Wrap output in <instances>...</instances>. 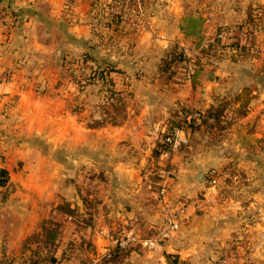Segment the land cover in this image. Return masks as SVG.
<instances>
[{"label":"crops","instance_id":"crops-1","mask_svg":"<svg viewBox=\"0 0 264 264\" xmlns=\"http://www.w3.org/2000/svg\"><path fill=\"white\" fill-rule=\"evenodd\" d=\"M221 1L145 0L144 26L137 27L138 30L127 36L113 37L109 43L96 44L90 13L97 7L92 8L90 0H0L11 11L5 21H0V136L10 132L27 136L39 134L40 138L63 141L73 137V122L67 114V96L71 94L69 89L73 83L70 73V77L67 76L66 67L70 65L68 62L72 56L79 52L77 49H90L98 57L112 61L124 73L112 71L111 75L117 82L115 88L128 94L125 119L120 124L89 126L82 132L85 137L96 135L98 148L108 150L111 141L114 144L112 151H129L121 153V160L112 168L119 177L117 193L113 195L117 197L119 207L112 209L109 215L99 213L94 215V219L91 217L89 233L96 246V255H101L113 243L103 233L115 228L119 222L120 227L127 226L125 222L138 224V220H143L141 212L145 217L150 214L151 220L163 215L162 210L156 211L151 207L150 190H147L150 185L141 174L143 160L138 162V153L151 151L159 133L172 118L184 115V108L205 109L220 96L242 91L252 81H258V70L246 66L264 62V37L257 39L255 54L247 51L237 61L228 56L207 58L191 80L182 77L181 73L171 75L160 68L162 57L172 44L200 48L213 37L218 25L243 19L242 10L230 8ZM120 25L135 28L125 21ZM109 27L114 28L113 25ZM147 29H153L159 37ZM108 39L111 40L109 36ZM81 62L92 67L88 60ZM253 86L252 92L257 95L251 104L258 109L264 106V87L261 88L259 82ZM249 116L240 120V124L247 123ZM217 157L211 154L215 165ZM189 170L195 178V169ZM50 188L43 197L40 191L27 190L25 184L19 182L15 192L0 196V264H24V258L29 257L30 249L24 248V239L41 230L44 218L50 217L51 211L56 212L62 198L60 194H68L66 187L63 190L56 185ZM168 191L169 195V188ZM214 192L215 186L207 187V198L195 205L204 214L214 213L215 218L210 222L214 232L210 227L205 231L207 235L214 239L215 245L220 242V246H224L240 233L243 245L239 246L238 259L244 260V264H264V215H253L248 221L228 219L230 203L219 201L220 198L211 195ZM66 199L70 197L66 196ZM194 202H187L188 220L192 213L198 216ZM124 203L132 206L125 208ZM196 226L198 235H204V224L198 222ZM215 245L212 241L208 246L206 242H199L198 252L205 251L208 258ZM191 248L180 251L171 245L167 253L181 252L183 257V252H186L190 256L189 250L195 252ZM130 249V254L122 260L104 264H169L166 249L162 253L149 251L143 246ZM151 252H155L154 255ZM78 258L72 255L67 261L55 264H79Z\"/></svg>","mask_w":264,"mask_h":264},{"label":"rangeland","instance_id":"rangeland-1","mask_svg":"<svg viewBox=\"0 0 264 264\" xmlns=\"http://www.w3.org/2000/svg\"><path fill=\"white\" fill-rule=\"evenodd\" d=\"M101 1L103 5L100 9L99 6L95 5L96 0H90L92 8L97 7V10H92L93 13H90V17L93 18L92 30L95 32L96 44L98 42L109 43L113 37L127 36L129 33H133V30H138L137 28H126L120 24L116 27L115 19L117 17H112L106 13L107 9L104 4L108 0ZM217 1L220 2V0ZM222 3L228 4L230 8L242 10L244 17L242 16L243 19L239 18L224 25H218L212 36L224 27L250 24V22L246 23V20L253 18L255 20L253 23L260 24L259 30L250 34L247 38L236 36L233 40L240 39L243 43H249L251 48L248 53L255 54L257 39L264 37V0H223ZM140 18L143 20L145 17ZM100 25L104 27H100ZM108 25H113L114 28H107ZM149 30L151 29H147V31ZM151 31L154 32L156 38L159 37L156 31L153 29ZM108 36L111 40L108 39ZM214 39L208 42H214ZM219 41H216V47L207 48L206 51L202 49L207 45H203V48L188 46L192 49V55L190 56L193 63L192 77H194L201 64L208 60L207 58L215 59L228 56L235 58L237 61L246 54V51L233 48L229 44L232 40L227 42L220 39ZM76 51L79 52L72 56L70 63L68 62L70 65L66 67L67 76L70 73L73 83L69 89L71 94L67 96L69 101L67 114L73 122V137L63 141L40 138L39 134L27 136L26 134L9 132L5 136H0V159L2 161L0 166H5L9 171L8 185L1 188L0 196H9L16 191L18 183L23 182L25 189L40 191L39 193L43 194V197L48 194L49 189H52L50 187H53V185H56L57 188L61 187L62 190L66 187L68 193L66 196L70 197L68 201H70L71 207L68 214L56 209V212L51 211L50 217L44 218H51L58 223L57 226L60 225L57 227L55 226L56 223H47L52 227H57V230L60 227L59 235V230L57 231L59 240L47 243V245L45 242L40 245L32 242L33 247H36V249L33 252H28L29 257L24 258V264H55L56 262L67 261L72 255H77L80 258H78L80 260L79 264H104L108 263L109 258L107 257L111 256L105 254V250L101 255H96V246L89 233L91 231L89 224H91V217L94 219L95 214L109 215V213H112V209L119 207L117 197L113 196H116L117 193L119 177L112 168L114 163L121 160V153L129 151H112L114 144L111 141L107 147L111 151L98 148L96 135L85 137L86 134L84 136L82 132L86 131L89 126H100L97 125L100 121H104L103 124L105 125L120 124L128 113L126 107L128 94L127 91L115 88L117 82L113 77L102 79V77L95 75L93 67L83 62L84 66L81 62V60L93 59L98 64L96 60H103V58L98 57L90 49L85 51L77 49ZM106 66L109 70L114 69L110 65ZM173 66L176 68H173ZM248 66L258 70L260 75L257 77L258 81H252L251 85L244 87L242 91L225 94L216 100V105L222 106L221 115L218 118L219 123L216 124L215 119L209 118L208 122L198 126L200 115L196 114L195 111H202V109L186 107L183 110L184 115L172 119L176 121V124L183 125L187 129L186 134L189 138L187 143L171 150L172 152L168 156L157 155L154 151L157 141L163 139L167 130L172 127V120H170L164 131L159 133L151 151H140L138 153L140 155L137 159L138 162H141V159L143 160L141 174L150 185L147 188L148 191L150 190L148 197L151 198L150 203H153L151 207L154 210L161 211L157 193L162 186L167 188V192H169V188L170 196H167L171 199L188 200L187 202L191 204L195 200L194 206L197 205L198 201L207 198V187L215 186L216 192L211 195L220 198L219 201L230 203L228 205L230 209L228 219L240 218L243 221H248L253 215H264V106L256 109L251 104L252 98L257 95V93L252 92L253 85L259 82L260 85L262 84L261 88L264 87V62H257L246 67ZM165 68L171 70V75L178 72L184 77L185 71L177 62L172 65L171 69L168 66H165ZM64 82L68 83V81ZM68 84L70 85V83ZM111 89L116 92L112 93ZM225 98L234 100L233 105L227 103ZM252 110L255 111L252 112ZM190 112L193 113V118L191 116L188 119L186 116ZM247 115L250 120L247 123L241 122L240 124V120ZM191 119H195L193 124L195 128L188 126ZM211 154L218 156L217 165L213 162ZM190 168L195 169V178L192 170H189ZM167 171L169 173L166 175ZM214 178L216 179L215 182L213 181ZM165 179L167 180L165 181ZM60 195L62 198L59 199V203L67 200L65 195ZM55 206L52 210L55 209ZM131 206V204L124 203L125 208ZM195 211L198 216L192 213L190 219L181 226L170 239L169 244L166 245L165 252L169 264H208L209 260L211 264H216L224 254L230 255V264H244V260L240 261L238 259L239 246L243 245L241 242L243 239L239 237L240 233H238L239 235H232L233 237L228 244L220 246L219 242L216 243V246L214 239H211L207 235L208 232H205L210 227L214 232L213 224L210 223L215 218L213 217L214 213L211 215L204 214L203 210L196 206ZM140 215L143 220H138V224L134 223L133 225L125 222L127 226L120 227L121 222H119L112 230L104 233L102 229L100 230L113 241V237L120 236L125 229H133L138 235L145 236L153 234L161 227L163 215L158 216L155 220L150 219V214H146L145 217L144 212H141ZM96 222L99 223L98 220ZM198 222L204 224V235H198L197 233L196 225ZM81 223L83 226H80ZM41 237V239L44 238ZM211 241L215 246L213 247V254H208L207 258L205 257V251L198 252V246L199 242H206L208 246ZM55 243L58 244L56 250L60 258L58 261L49 258L53 249H55ZM171 245L177 247L180 251L183 248L189 249L192 247L191 249H194L195 252L189 250L191 252L190 256L183 252L185 255L183 257L181 252L180 254L167 253ZM134 246L142 245L137 243L132 245L131 248ZM200 246L203 247L204 245ZM113 247L115 248L114 241L108 249H114ZM115 251L116 249L112 252V256ZM130 251L129 248L126 254H130ZM160 252L162 253V251ZM151 253L154 255L155 252ZM31 256L33 259L28 262L27 260ZM37 260L40 262H37Z\"/></svg>","mask_w":264,"mask_h":264},{"label":"built area","instance_id":"built-area-1","mask_svg":"<svg viewBox=\"0 0 264 264\" xmlns=\"http://www.w3.org/2000/svg\"><path fill=\"white\" fill-rule=\"evenodd\" d=\"M107 11L111 13L121 15L123 21L129 23L132 27L144 26L142 20L138 17H145V4L143 0H109L106 4ZM11 15V11L0 2V21H5L8 16ZM144 20V19H143ZM259 23H250L243 26H230L224 27L220 30L217 36L223 41H231L236 36L241 38H247L250 34L259 30ZM212 37L209 41H212ZM207 42L205 45H207ZM181 49L184 59L177 61L180 67L184 69V77L191 79L193 75V63L191 61L192 49L188 46H179ZM194 50V49H193ZM92 67L96 69L97 63L93 59H87ZM184 66H181V65ZM173 68H176L173 66ZM178 73V72H177ZM191 113L187 114L186 118L190 119ZM186 128L183 125H172L167 132L163 140L168 143L169 147L162 152V156H168L172 151L183 143L189 141L188 135L186 134ZM169 173L167 171L166 175ZM167 179H165L166 181ZM215 182L216 179L214 178ZM167 188L162 186L157 193L159 203L161 205V210L163 214V222L161 227L151 235H138L133 229H125L120 236L113 237L115 246L118 245L122 248H127L132 245L140 243L143 247L149 251H164L166 245L169 244L170 239L175 235V233L181 228L183 223H185L189 216V209L187 202L184 201H172L168 196ZM114 248V247H113ZM114 249L105 250V254L112 255ZM227 253V252H226ZM230 255H222L216 264H230Z\"/></svg>","mask_w":264,"mask_h":264},{"label":"trees","instance_id":"trees-1","mask_svg":"<svg viewBox=\"0 0 264 264\" xmlns=\"http://www.w3.org/2000/svg\"><path fill=\"white\" fill-rule=\"evenodd\" d=\"M144 4H145V0H144ZM95 5L96 6H99L100 9H101V6L103 5V2H101L100 0H96L95 2ZM106 8V6H105ZM107 14L111 15L112 17H117L115 19V26L118 27L119 24H121L122 22V18H121V15H116L114 13H111L110 11H106ZM255 20L253 18L251 19H247L246 20V23H253ZM223 29V28H222ZM221 29V30H222ZM218 33H216L213 37L215 38L214 42H210L209 44H207V47H205L204 51H206L207 48L209 49H212L213 47H216V41L220 42V38L217 36ZM229 44L233 47V48H237V49H241L243 51H248L250 48H251V45H249V43H243L240 39H232L231 42H229ZM184 59V56H183V53L181 51V49L179 48V45L178 44H172L170 46V48L166 51L164 57H162V60H161V63H160V68L162 70H164L165 72L167 73H170L171 70H167L165 68V66L169 67L170 69L172 68V65H174V63H176L177 61L179 60H183ZM98 62L97 64V68L95 69V75L99 76V77H102V79H105L106 77H113L111 75V72L112 71H119L121 73H123V71L119 68H116L115 65L112 63V61L108 60V59H103V60H96ZM103 64V65H102ZM167 64V65H165ZM106 65H110L112 66L114 69H108V67ZM124 74V73H123ZM127 77V75H125ZM110 80V79H109ZM111 92L112 93H115L116 91H114L113 89H111ZM225 100H227V103L229 104H232L233 105V101L234 100H231L229 98H225ZM120 102L122 103V101L120 100ZM231 105V106H232ZM221 107L222 106H218L216 105V103L212 104L211 106L205 108V109H202V111H195L196 114L200 115V119L198 121L197 124H199L198 126H201L202 123L205 124V122H208L207 120L210 118V119H215V123H219V116L221 115ZM192 114V118H193V113L190 112ZM194 118H197V117H194ZM172 120V124L171 125H179V124H176V121H173ZM194 120L195 119H191V121L189 120L188 122V126L192 127V128H195V126H193L194 124ZM187 122V121H185ZM214 122V121H212ZM104 121H100L99 123H97V125H103ZM175 123V124H174ZM210 124H211V121H210ZM169 147L168 143H166L163 139L157 141L156 143V147L154 149V151L157 153V155H160L162 154V152L167 149ZM9 175V171L8 169L5 167V166H0V186H6L8 185V176ZM70 207H71V203L70 201L66 200L62 203H58L57 206H56V209L60 212H64L66 214L69 213L70 211ZM46 223V224H45ZM47 223H53L57 226V222H55L53 219L49 218V219H44L42 222H41V230L39 231H35L33 232L32 234L28 235L25 239H24V248L25 249H30V252H33V250L36 249V247H33V243L32 242H35L37 243V245H40L42 242H45V244L47 245V243H53L55 242L56 240H59V237H57V231H58V235L60 234V227L59 229L57 230V227L60 226L58 225L57 227H52L50 225H48ZM43 236L44 238L41 239ZM49 241V242H48ZM55 249H53L52 251V255L49 257V258H52L53 261H58L60 258L58 257L57 253H56V250H57V246L58 244L55 243ZM131 248L130 247H127V248H122V247H119L118 245L115 246V254L112 256H109L106 257L109 258L108 259V262L110 261H118V260H122L124 258V254H126L128 252V249ZM35 252V251H34ZM63 253H64V250H63ZM61 257V256H60ZM32 256L30 257V261H32ZM39 260H37L38 262ZM40 262V261H39ZM100 264V263H99Z\"/></svg>","mask_w":264,"mask_h":264}]
</instances>
